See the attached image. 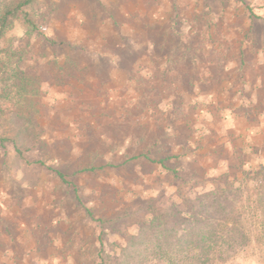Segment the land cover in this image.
<instances>
[{
	"label": "rangeland",
	"instance_id": "1",
	"mask_svg": "<svg viewBox=\"0 0 264 264\" xmlns=\"http://www.w3.org/2000/svg\"><path fill=\"white\" fill-rule=\"evenodd\" d=\"M53 1L41 35L14 32L41 78L40 136L0 148V264H96L101 237L121 264L149 202L183 207L264 164V0ZM68 59L81 71L59 85ZM251 248L222 264H264ZM157 256L136 264L193 263Z\"/></svg>",
	"mask_w": 264,
	"mask_h": 264
},
{
	"label": "trees",
	"instance_id": "2",
	"mask_svg": "<svg viewBox=\"0 0 264 264\" xmlns=\"http://www.w3.org/2000/svg\"><path fill=\"white\" fill-rule=\"evenodd\" d=\"M54 6L53 0H0V148L12 147L19 156L29 141L40 136L37 120L42 82L38 75L23 69L26 54L16 46L14 32L21 26L27 38L41 35L40 24L55 10ZM53 67L59 85L66 83L64 76L75 77L81 71L71 59L62 65L54 63ZM133 158L151 161L145 154ZM178 159L172 156L152 162L168 169L167 162ZM92 171L93 166L80 170ZM174 174L177 175L175 170ZM56 175L78 192L66 175ZM215 185L195 203L186 200L183 207L173 204L170 211L149 202L146 217L136 218L140 228L128 236L121 264H136L142 255L168 258L172 249L176 256L190 257L192 264H222V253L237 244L252 245V250L264 256V164L258 169L243 170L235 179L222 175ZM87 213L93 217L88 210ZM99 221L106 222L103 218ZM103 239L96 248V264H118L107 252Z\"/></svg>",
	"mask_w": 264,
	"mask_h": 264
}]
</instances>
